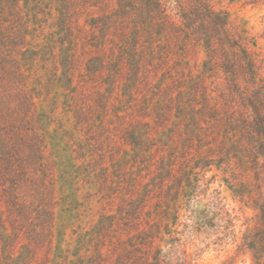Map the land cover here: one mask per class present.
I'll return each mask as SVG.
<instances>
[{"label":"rangeland","instance_id":"374dc122","mask_svg":"<svg viewBox=\"0 0 264 264\" xmlns=\"http://www.w3.org/2000/svg\"><path fill=\"white\" fill-rule=\"evenodd\" d=\"M211 1L256 84L187 0H0V264H264V0Z\"/></svg>","mask_w":264,"mask_h":264},{"label":"trees","instance_id":"16d2710c","mask_svg":"<svg viewBox=\"0 0 264 264\" xmlns=\"http://www.w3.org/2000/svg\"><path fill=\"white\" fill-rule=\"evenodd\" d=\"M192 3L193 9L197 10L200 22L194 21L190 26L193 32L204 39L212 46H218L222 52H227L229 62L233 63L235 59L243 61L246 66L245 74L249 79L255 83L256 77L259 73L260 65H257L258 56L263 55L261 51L254 52L252 45H256V40L251 36L247 37L244 33H240L235 23L222 11L215 10L212 1L201 2L200 0H187ZM244 5L260 4L258 0H245ZM191 5V4H190ZM181 16L184 17L182 14ZM197 22V23H196ZM189 27V26H188ZM245 67V66H244ZM233 68V65H232ZM256 84V83H255ZM260 135H264V123L259 125ZM264 149V141L260 142ZM254 155L264 156V152H253ZM260 197L254 199V203L250 207L254 210L252 217H245L247 219V226L242 231L241 240L238 247L241 249H249L254 259H264V200H262L261 189L258 190ZM248 221H254L253 228L248 225Z\"/></svg>","mask_w":264,"mask_h":264}]
</instances>
